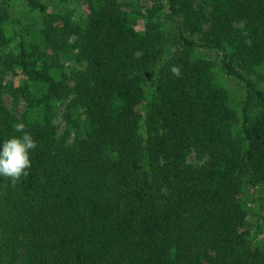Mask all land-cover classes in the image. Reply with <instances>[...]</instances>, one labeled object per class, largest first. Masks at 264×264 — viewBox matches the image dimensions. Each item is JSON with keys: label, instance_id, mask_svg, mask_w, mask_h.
Returning <instances> with one entry per match:
<instances>
[{"label": "trees", "instance_id": "16d2710c", "mask_svg": "<svg viewBox=\"0 0 264 264\" xmlns=\"http://www.w3.org/2000/svg\"><path fill=\"white\" fill-rule=\"evenodd\" d=\"M68 1L0 0V264H264V0Z\"/></svg>", "mask_w": 264, "mask_h": 264}, {"label": "clouds", "instance_id": "9594fccd", "mask_svg": "<svg viewBox=\"0 0 264 264\" xmlns=\"http://www.w3.org/2000/svg\"><path fill=\"white\" fill-rule=\"evenodd\" d=\"M15 131L20 135L0 140V177H8L13 181L27 176V169L31 167L30 152L37 147L23 122L16 123Z\"/></svg>", "mask_w": 264, "mask_h": 264}, {"label": "rangeland", "instance_id": "374dc122", "mask_svg": "<svg viewBox=\"0 0 264 264\" xmlns=\"http://www.w3.org/2000/svg\"><path fill=\"white\" fill-rule=\"evenodd\" d=\"M119 2L122 4L123 9H128L129 6H132L131 5L132 0H119ZM60 7L64 9H69L72 12L73 19L77 22H83L86 18L85 8L81 2H77V1L75 2L74 0H69L68 2L60 3ZM204 53L207 58L209 57L210 59L214 60L213 52L208 51ZM65 68H66V71L68 72L72 69H80L81 64L75 63V62H68L65 64ZM4 80L5 82L11 81L13 80V77L12 75L7 74L4 77ZM228 87L234 92H236L238 89L234 82L228 83ZM4 102L8 108H10L16 113L17 116H19L24 109L23 103H20L16 106L12 105L10 98L6 95L4 96ZM62 105L58 106L57 115L54 117V120H53L59 133H61L64 128V123H63L62 116H61L62 107H63Z\"/></svg>", "mask_w": 264, "mask_h": 264}]
</instances>
